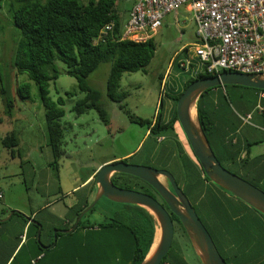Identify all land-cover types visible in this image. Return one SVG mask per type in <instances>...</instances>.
<instances>
[{
  "label": "trees",
  "instance_id": "obj_1",
  "mask_svg": "<svg viewBox=\"0 0 264 264\" xmlns=\"http://www.w3.org/2000/svg\"><path fill=\"white\" fill-rule=\"evenodd\" d=\"M119 1L10 0L9 11L22 33L13 64L18 72L27 73L38 85L46 111L48 144L57 160L64 154V126L61 121L65 115L64 98L55 101L50 96V82L56 80L59 74L57 62L62 61L66 65L65 72L77 78L79 89L85 93V97L76 102L73 110L81 115L89 109H95L101 119L109 124L107 112L101 102V93L90 85L88 77L103 62H111L106 82L107 95L124 108L122 101L126 93L119 91L124 73L145 71L155 55L157 46L154 37L142 42L122 39L125 23L119 15ZM131 2L134 4V0ZM111 22L114 23V29L104 32L106 25ZM186 73L187 79L183 89L172 90L174 108L168 118H164L161 112H158L154 119H143L133 114L130 117L138 124L148 125L149 136L154 138L152 160L162 162L161 167H155L173 173L225 260L229 264H264V214L212 182L205 174L184 132L189 150L180 138V131L177 129H182L177 116V102L180 96L196 79L217 74H195L193 71ZM218 87L225 89V99L231 109L221 113L213 109L211 102H203V97L217 87L208 89L202 95L198 109L208 140L225 168L264 190V180L261 176L258 173L249 174V164L257 170L259 161L258 156L251 157V148L263 140L249 134L254 130L253 126H242L241 116L245 115V111L244 108H237L239 103L243 106L246 103L254 104L264 90L242 85ZM0 90L2 95L6 94L4 88ZM18 92L22 98L30 97V83L19 85ZM162 105L163 101L161 107ZM239 128L244 135L229 136L231 130ZM3 144L14 156L19 145L17 135L14 132L6 134ZM133 156L125 158L124 161L148 164L132 160ZM50 165L58 170V163ZM112 179L116 185L124 188L144 190L148 187L168 208L157 191L142 179L125 173H115ZM88 184L85 191H74L76 201L68 206L64 218L47 209L33 215V218L42 224L40 241L37 237L39 225L30 223L22 213L15 211L14 215L18 214L23 218L18 234L13 237L15 241L11 244L16 248L8 256L7 249L11 247L9 241L7 239L2 243L0 238V259L4 262L0 264H140L155 240L157 221L149 211L137 205L119 203L120 209L113 215H107L102 222L91 221L88 215L97 211L99 201L82 217L74 231H58L55 241V230L73 227L80 213L93 201L91 195L96 189L95 180ZM172 218L175 238L161 264H190L185 256L180 234H184L189 244L192 247L193 245L180 219L173 213ZM22 235H26L28 241L25 240L15 252L21 243ZM42 244L50 247L44 250ZM42 254L44 256H41ZM200 263L202 264L201 261Z\"/></svg>",
  "mask_w": 264,
  "mask_h": 264
},
{
  "label": "rangeland",
  "instance_id": "obj_2",
  "mask_svg": "<svg viewBox=\"0 0 264 264\" xmlns=\"http://www.w3.org/2000/svg\"><path fill=\"white\" fill-rule=\"evenodd\" d=\"M119 15L123 22L130 17L133 7L131 0H120ZM10 0H2L0 8V238L2 243L18 234L23 223L20 212L25 217L47 209L49 212L65 217L68 206L76 201L74 191H85L88 176L109 162H116L133 156L132 160L146 162L153 167H161L162 162L147 157L152 150L154 138L149 136L148 125L132 121L130 115L143 119H154L158 112L168 118L174 101L172 90H182L187 79L186 71L179 65L184 57L181 49L197 39V25L193 12L185 7L167 15L162 28L153 34L156 52L145 71L126 72L120 82V92L126 97L120 104L107 95V78L111 62H103L88 77L89 83L101 93V102L107 112L106 124L95 109L78 115L73 110L79 99L85 97L76 77L65 72L62 61L57 62L58 78L50 82V96L58 101L64 98V154L55 159L48 144L46 111L38 85L27 73H20L13 64L15 50L22 37L21 30L14 23ZM181 52V53H180ZM180 53L178 60L174 61ZM30 83L31 95L22 98L18 92L21 84ZM1 91V90H0ZM74 94V95H73ZM10 101V102H9ZM163 105L161 107V102ZM180 138L189 150L181 127ZM14 132L19 145L13 156L5 148L3 139ZM143 147V148H142ZM254 147L253 152H255ZM52 165L58 163V170ZM142 164V163H139ZM145 164V165H148ZM156 167V168H157ZM165 181V179H163ZM93 185V184H92ZM145 186V185H144ZM96 196V189L91 199ZM120 209L119 203L102 198L97 211L88 215L91 221L102 222L108 215ZM178 234L176 233V236ZM181 244L190 264H201L194 248L184 234ZM0 241V242H1Z\"/></svg>",
  "mask_w": 264,
  "mask_h": 264
},
{
  "label": "water",
  "instance_id": "obj_3",
  "mask_svg": "<svg viewBox=\"0 0 264 264\" xmlns=\"http://www.w3.org/2000/svg\"><path fill=\"white\" fill-rule=\"evenodd\" d=\"M225 85H242L264 90V72L222 71L214 76L196 79L180 96L177 102V116L193 152L209 179L264 214V190L221 164L200 121L198 103L202 95L208 89ZM115 173L133 175L147 182L157 191L168 208L148 193L116 185L112 179ZM95 188L96 196L91 204L80 213L73 227L60 230L61 233L74 231L82 217L102 198H106L115 203L143 207L157 221L155 240L140 264H161L170 251L175 238L172 213L180 219L202 264H229L221 255L212 235L188 196L179 187L175 176L169 170L145 164L128 163L124 159L109 162L102 165L96 172ZM28 220L39 225L37 237L40 241L42 225L32 217ZM57 231H55V239H57ZM156 238H158L157 241Z\"/></svg>",
  "mask_w": 264,
  "mask_h": 264
},
{
  "label": "built area",
  "instance_id": "obj_4",
  "mask_svg": "<svg viewBox=\"0 0 264 264\" xmlns=\"http://www.w3.org/2000/svg\"><path fill=\"white\" fill-rule=\"evenodd\" d=\"M183 7L193 12L197 25V40L181 49L179 65L186 72H264V0H134L122 39L152 38L165 17L170 13L178 17ZM113 29L111 22L104 32ZM241 117L248 122L252 116Z\"/></svg>",
  "mask_w": 264,
  "mask_h": 264
},
{
  "label": "crops",
  "instance_id": "obj_5",
  "mask_svg": "<svg viewBox=\"0 0 264 264\" xmlns=\"http://www.w3.org/2000/svg\"><path fill=\"white\" fill-rule=\"evenodd\" d=\"M175 17H176V15H175ZM176 18H178V17H176ZM235 93L238 94V92H235ZM247 95H249V94H247ZM225 96H226L225 89H223L221 87H217V88L211 90L208 94H206V96L203 97L202 100L204 103H210L211 102V106L213 107V109H215L217 111H221V113H225L227 110L231 109V106L228 105V102L226 101ZM244 105L245 106H243L241 103H239L237 105L238 110L244 108V110H243V111H245L244 114L245 115H246V113L251 114L252 117L248 122L243 121L242 126H245V125L253 126L254 130L250 131L249 134L250 135L253 134L254 138L258 137L259 139L263 140V142H261L258 145H255L251 148V157L258 156L259 161H258L257 170L252 166L251 163L249 164V174L251 175V174L258 173V175L261 176V179L264 180V95L261 92L258 96V99H256V102L254 104L246 103ZM249 130H251V128ZM148 133H149V131H148ZM242 135H244V134L241 132V128L231 130L229 133V136L240 137ZM254 147H256L255 152H253ZM153 156H154L153 152H152V150H150V152L147 153V155H146L147 158L145 160H147L148 158H152ZM97 171H98V169L95 170L94 172H92L88 176V178L86 179V181L84 183L89 181L90 183L88 182L89 183L88 185H90L92 183V181L95 180V174ZM29 217L33 218V216H29ZM29 217H26V218H29ZM10 239H12V240L9 242V246H11L12 241H15L13 239V237ZM26 241H28L27 237H26ZM22 243H24V242L21 240V243L19 244V246L15 250V252L19 249V247L21 246ZM14 248H16V247H14V246L8 247V249H7V252H8L7 255L8 256L11 254V251ZM6 258H8V257H6ZM0 262L4 263L3 259H0Z\"/></svg>",
  "mask_w": 264,
  "mask_h": 264
},
{
  "label": "flooded vegetation",
  "instance_id": "obj_6",
  "mask_svg": "<svg viewBox=\"0 0 264 264\" xmlns=\"http://www.w3.org/2000/svg\"><path fill=\"white\" fill-rule=\"evenodd\" d=\"M167 183H168V181H167ZM169 184V183H168ZM135 190H138V191H141V192H144V193H148V194H150V195H152V196H154L155 198H157L155 195H154V193L148 188V187H146L144 190H141V189H135ZM158 199V198H157ZM158 200H160V199H158ZM161 202V201H160ZM28 219V218H27ZM34 219V218H33ZM36 220V219H35ZM30 222V221H29ZM30 223H32V222H30ZM32 224H34L35 225V223H32ZM37 225V224H36ZM42 225V224H41ZM40 230V229H39ZM41 230H42V228H41ZM58 231H60V230H63V228H60V229H57ZM56 231V230H55ZM58 231H57V233H58ZM57 233H56V235H57ZM57 239H55V241H56ZM41 247L45 250H47V248L48 247H50V246H48L47 244H42L41 245ZM41 256H44V254H42Z\"/></svg>",
  "mask_w": 264,
  "mask_h": 264
},
{
  "label": "bare ground",
  "instance_id": "obj_7",
  "mask_svg": "<svg viewBox=\"0 0 264 264\" xmlns=\"http://www.w3.org/2000/svg\"><path fill=\"white\" fill-rule=\"evenodd\" d=\"M159 232H160V230L158 229V235H159ZM158 235H157V237H158ZM157 239H158V238H156V241H157Z\"/></svg>",
  "mask_w": 264,
  "mask_h": 264
}]
</instances>
